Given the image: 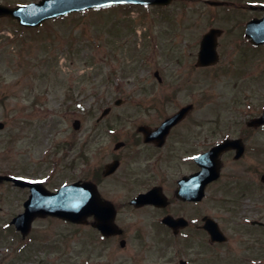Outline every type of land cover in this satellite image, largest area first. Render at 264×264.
I'll list each match as a JSON object with an SVG mask.
<instances>
[{
  "label": "rangeland",
  "instance_id": "374dc122",
  "mask_svg": "<svg viewBox=\"0 0 264 264\" xmlns=\"http://www.w3.org/2000/svg\"><path fill=\"white\" fill-rule=\"evenodd\" d=\"M38 1L0 0V4L12 7ZM183 4V9L174 4L150 13L136 6L89 10L24 30L14 20L0 18V122L5 125L0 131V174L41 179L52 191L72 182L76 171H68L66 165L75 158V149L71 152L66 145H74L78 136L73 120H80L81 130L88 131L101 108L112 106L117 97L125 102L114 107L111 123L156 119V110L139 105L152 104V94L165 96L168 87L188 84L196 86L182 88L175 103L161 110L171 112L193 96L198 99L195 116L237 112L244 118L261 112L264 46L240 42L245 58L233 60L220 72L190 69L198 39L208 26L206 18L196 13L201 7L196 0ZM229 58L226 54L222 64ZM155 70L162 82L154 78ZM245 72L252 75L242 76ZM254 138L257 160L252 154L245 156L240 183L230 188L235 193L246 189L242 205L257 206L260 200L264 207V186L259 181L264 173V131H255ZM256 161L258 174L249 170ZM27 196L28 191L0 182V264H178L197 253L206 260L196 264H233L229 253L233 240L217 251L207 245L184 250L181 240L165 243L157 238L141 242L130 238L122 248L113 239L96 241L97 232L88 226L50 218L36 219L22 239L9 222L21 213ZM204 203L205 210L218 217L229 208L209 199ZM261 213L264 216V210ZM213 255L223 260H210Z\"/></svg>",
  "mask_w": 264,
  "mask_h": 264
},
{
  "label": "flooded vegetation",
  "instance_id": "af4514ba",
  "mask_svg": "<svg viewBox=\"0 0 264 264\" xmlns=\"http://www.w3.org/2000/svg\"><path fill=\"white\" fill-rule=\"evenodd\" d=\"M196 1L201 6L196 13L201 19L206 18L208 26L198 39L197 52L207 33L218 32L214 39L217 63L197 67L198 54L195 53L192 54L194 57L191 56L189 67L196 71L226 70L233 65V60L245 58L240 42L251 46L252 42L246 38V27L250 21L264 17V0ZM184 2L186 0H173L169 6H152L148 9L159 12L174 4L183 9ZM226 54L228 58L231 56L224 65L222 62ZM233 54L235 58H232ZM244 75L252 74L245 72ZM194 86L168 87L169 92L163 97H159L158 93L152 94V104L141 108L150 106L156 110V119L111 123L109 119L114 112L110 108V113L103 119L99 115L96 124L88 127V131L78 132L74 144L75 158L67 163L66 168L76 171L75 181L91 183L96 188L98 198L105 204H98L96 210L104 211L106 217L112 215V224L117 231L109 237L102 235L93 228L96 223L93 216L86 218V227L96 231L97 238L105 241L113 239L127 243L130 238L138 242L157 238L168 243L166 240L174 239L176 242L181 240L183 249L188 248L189 251L200 250L206 245L217 251L233 240L229 252L233 264H264V216L261 213L264 207L260 200L257 206L242 205L241 201L248 193L246 189L240 187V191L235 193V189L230 188L240 183L241 175L245 172L242 167L245 156L252 154L257 160L254 128L246 126L247 120L253 117L247 115L242 118L237 112L212 115L211 118L207 115L195 116L193 113L197 110L198 99L193 96L171 112L161 110L168 103H175L182 88ZM197 97L201 99L202 94ZM189 104L193 105V109L187 115L168 129L160 128L168 116ZM227 140L231 143L236 141L238 146H242L243 155L236 158L239 149L236 144H231L220 156L219 178L207 185L204 196L196 195L197 191L186 184L182 188L185 196L179 197V182L198 174L200 170L196 157ZM253 167L249 170L258 174L257 161ZM150 192L152 198L149 201L133 202L139 195ZM208 199L212 203H226L229 208L219 217L212 215L204 207ZM227 224L230 226L226 228ZM207 227H217L222 233V241H212ZM162 243L159 244L160 248L164 247ZM203 256L197 253L192 258L179 259L178 264L181 260L185 264H196L206 260ZM209 258L219 260L216 255Z\"/></svg>",
  "mask_w": 264,
  "mask_h": 264
},
{
  "label": "water",
  "instance_id": "95a60500",
  "mask_svg": "<svg viewBox=\"0 0 264 264\" xmlns=\"http://www.w3.org/2000/svg\"><path fill=\"white\" fill-rule=\"evenodd\" d=\"M169 0H42L39 3L23 5L13 8H8L0 5V17L9 16L11 19H17L21 26L35 27L39 26L47 19L56 18L57 16L67 15L70 12L85 11L90 8L105 7L109 5H120V4H163L167 3ZM249 36H252V40L257 44L264 42V19L261 22H251L249 27ZM207 52V50L205 51ZM207 54V53H205ZM208 57V54H207ZM186 109L183 110V112ZM264 124V111L262 117L254 119L251 125H261ZM75 128H78V124L75 123ZM3 124L0 123V129H3ZM216 154V156H215ZM219 155V150H213V155L207 156L212 157L214 160ZM200 163H207L205 156L200 158ZM217 164V161L215 160ZM209 168L204 167V172ZM0 180L13 181L16 186H29L31 188L32 194L29 200L26 201L25 212L14 218L12 224H15L16 228L20 230L23 234L26 233L31 226L36 215H51L58 216L62 219H68L71 221H82L86 214L92 213L88 212L86 207L91 205H97L99 202L94 190L93 198L94 203L91 201L89 205H86V201L80 193L81 190L77 186L78 184L70 187L63 186L59 189L57 193H49L48 191L41 188L39 184L31 183L28 184L23 182V180H18L12 177H1ZM201 180V177H200ZM261 181L264 182V175L261 177ZM79 194V196H78ZM82 198V199H81ZM79 200V201H78ZM83 203V205H81ZM99 204V203H98ZM83 207V208H82ZM102 229V225L98 224Z\"/></svg>",
  "mask_w": 264,
  "mask_h": 264
}]
</instances>
